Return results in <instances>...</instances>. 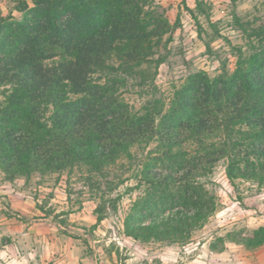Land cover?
Wrapping results in <instances>:
<instances>
[{
    "label": "trees",
    "instance_id": "obj_1",
    "mask_svg": "<svg viewBox=\"0 0 264 264\" xmlns=\"http://www.w3.org/2000/svg\"><path fill=\"white\" fill-rule=\"evenodd\" d=\"M195 1V8L187 0L182 5L195 20L204 16L213 25L207 1ZM13 2L21 17L0 11V169L11 178L86 169L88 182L96 183L107 167L132 160L136 145L155 141L161 151L134 173L141 191L124 232L183 246L218 210L206 177L221 159L228 158L236 189L240 179L264 185V23L236 15L250 32L252 53L239 48L233 72L193 74L165 113L159 102L135 111L112 80L98 76L165 62L155 56L171 40L165 38L170 24L151 9V0ZM106 210L98 208L93 228ZM220 240L257 249L264 245V226L230 231Z\"/></svg>",
    "mask_w": 264,
    "mask_h": 264
},
{
    "label": "rangeland",
    "instance_id": "obj_2",
    "mask_svg": "<svg viewBox=\"0 0 264 264\" xmlns=\"http://www.w3.org/2000/svg\"><path fill=\"white\" fill-rule=\"evenodd\" d=\"M151 1V9L170 24L165 38L172 36L171 40L155 56H165V62L158 69L153 62L129 73L118 68L98 76L103 82L112 80L117 94L135 111L159 102L165 113L176 90L193 74L214 77L233 72L238 49L252 53L250 32L240 28L236 15L264 23V0H206L213 25L204 16L195 20L182 0ZM187 6L195 8L196 1L187 0ZM0 11L22 16L13 0H0ZM3 99L0 88V101ZM159 150L155 141L136 145L132 160L122 158L106 168L104 178L91 184L86 169L33 172L14 178L0 169V264H53L65 258V250H75L76 264H83L80 259L86 257L103 264H264V245L249 249L230 241L223 245L220 240L230 231L249 233L264 226V185L240 179L236 189L227 174L228 158L215 164L206 177L219 207L194 232L191 243L143 242L125 234L124 219L141 191L134 173L140 162ZM102 206L107 207L106 217L93 228ZM213 245L224 248L213 250Z\"/></svg>",
    "mask_w": 264,
    "mask_h": 264
},
{
    "label": "crops",
    "instance_id": "obj_3",
    "mask_svg": "<svg viewBox=\"0 0 264 264\" xmlns=\"http://www.w3.org/2000/svg\"><path fill=\"white\" fill-rule=\"evenodd\" d=\"M57 222V221H56ZM62 228V226L60 225V223L58 222V226H57V230L60 231V229ZM72 237L69 236V239H71ZM58 245V243L56 244V246ZM62 255H64V259H60L57 262H54L53 264H76L77 260V255L75 253V250H65ZM72 258V259H71ZM80 261H82L83 264H103L102 261L98 262V261H93L92 257H86L83 259H80ZM79 261V262H80Z\"/></svg>",
    "mask_w": 264,
    "mask_h": 264
}]
</instances>
